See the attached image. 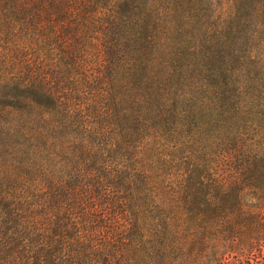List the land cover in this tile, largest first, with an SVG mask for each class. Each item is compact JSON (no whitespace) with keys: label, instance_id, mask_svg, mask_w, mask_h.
<instances>
[{"label":"trees","instance_id":"1","mask_svg":"<svg viewBox=\"0 0 264 264\" xmlns=\"http://www.w3.org/2000/svg\"><path fill=\"white\" fill-rule=\"evenodd\" d=\"M229 1L0 0V264H264V0Z\"/></svg>","mask_w":264,"mask_h":264},{"label":"rangeland","instance_id":"2","mask_svg":"<svg viewBox=\"0 0 264 264\" xmlns=\"http://www.w3.org/2000/svg\"><path fill=\"white\" fill-rule=\"evenodd\" d=\"M233 0L229 1V4L228 6L225 5V8H224V12H226L228 15H233V13L235 12V10L233 9ZM230 8V9H229Z\"/></svg>","mask_w":264,"mask_h":264}]
</instances>
